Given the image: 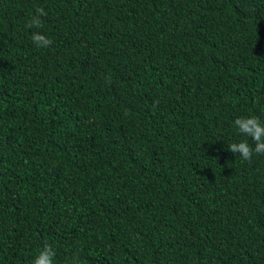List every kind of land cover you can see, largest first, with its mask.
I'll use <instances>...</instances> for the list:
<instances>
[{
  "label": "trees",
  "instance_id": "16d2710c",
  "mask_svg": "<svg viewBox=\"0 0 264 264\" xmlns=\"http://www.w3.org/2000/svg\"><path fill=\"white\" fill-rule=\"evenodd\" d=\"M250 115L264 0H0V264H264Z\"/></svg>",
  "mask_w": 264,
  "mask_h": 264
},
{
  "label": "clouds",
  "instance_id": "9594fccd",
  "mask_svg": "<svg viewBox=\"0 0 264 264\" xmlns=\"http://www.w3.org/2000/svg\"><path fill=\"white\" fill-rule=\"evenodd\" d=\"M38 15H34L26 22L25 27L33 29L31 33V41L37 49L48 48L53 41L42 32L37 31L43 28L41 16L46 15L43 9H38ZM233 126L238 134L249 138L233 142L228 145L227 150L233 154H238L244 161H251L253 154L264 155V121L255 115L241 116L234 119ZM56 253L53 247L45 244L34 257L32 264H54ZM65 264H81L80 257L77 253H73L66 259Z\"/></svg>",
  "mask_w": 264,
  "mask_h": 264
}]
</instances>
